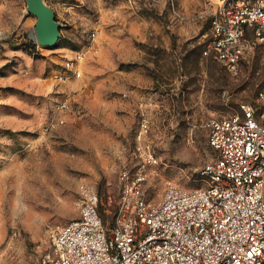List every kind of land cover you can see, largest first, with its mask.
<instances>
[{
	"label": "rangeland",
	"instance_id": "1",
	"mask_svg": "<svg viewBox=\"0 0 264 264\" xmlns=\"http://www.w3.org/2000/svg\"><path fill=\"white\" fill-rule=\"evenodd\" d=\"M45 1L61 24L51 48L33 37L26 0H0V264H41L46 224L79 218L86 188L111 224L143 118L142 144L158 158L147 198L160 201L168 183L205 186L216 157L207 120L264 87L257 44L236 75L199 54L207 0H173L177 14L169 0Z\"/></svg>",
	"mask_w": 264,
	"mask_h": 264
},
{
	"label": "built area",
	"instance_id": "2",
	"mask_svg": "<svg viewBox=\"0 0 264 264\" xmlns=\"http://www.w3.org/2000/svg\"><path fill=\"white\" fill-rule=\"evenodd\" d=\"M207 3L203 54L236 75L253 44L264 48V0ZM206 127L217 154L203 170L206 185L168 183L152 202L145 185L158 158L142 144L149 132L143 118L135 166L119 171L112 225L103 223L98 194L84 189L79 218L46 224L52 247L41 264H264V87Z\"/></svg>",
	"mask_w": 264,
	"mask_h": 264
},
{
	"label": "water",
	"instance_id": "3",
	"mask_svg": "<svg viewBox=\"0 0 264 264\" xmlns=\"http://www.w3.org/2000/svg\"><path fill=\"white\" fill-rule=\"evenodd\" d=\"M27 10L36 17L35 37L39 45L55 47L61 37V24L45 0H26Z\"/></svg>",
	"mask_w": 264,
	"mask_h": 264
},
{
	"label": "trees",
	"instance_id": "4",
	"mask_svg": "<svg viewBox=\"0 0 264 264\" xmlns=\"http://www.w3.org/2000/svg\"><path fill=\"white\" fill-rule=\"evenodd\" d=\"M203 46V49H202V51L200 52L199 51V54H203V52H204V50H205V42H204V45H202ZM201 48H199V50H200ZM204 55V54H203ZM204 57H206V58H211V59H213V57H211V56H204ZM213 60H215V59H213ZM216 61V60H215ZM217 62V61H216ZM258 93V92H257ZM216 153V152H215ZM217 155V154H216ZM100 200V199H99ZM106 211H108V210H106ZM99 212H100V215H101V200H100V205H99ZM104 212H105V210H104ZM105 215L107 214V212H105L104 213ZM103 216V215H102ZM101 216V217H102ZM102 220H103V218H102ZM112 222H113V220H112ZM112 222H111V224L109 225V226H111L112 225ZM103 223H104V220H103ZM105 224V223H104ZM108 226V227H109Z\"/></svg>",
	"mask_w": 264,
	"mask_h": 264
},
{
	"label": "bare ground",
	"instance_id": "5",
	"mask_svg": "<svg viewBox=\"0 0 264 264\" xmlns=\"http://www.w3.org/2000/svg\"><path fill=\"white\" fill-rule=\"evenodd\" d=\"M33 37L35 38V36L33 35Z\"/></svg>",
	"mask_w": 264,
	"mask_h": 264
}]
</instances>
